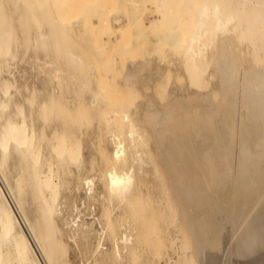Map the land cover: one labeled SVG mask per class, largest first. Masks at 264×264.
<instances>
[{
  "label": "bare ground",
  "instance_id": "bare-ground-1",
  "mask_svg": "<svg viewBox=\"0 0 264 264\" xmlns=\"http://www.w3.org/2000/svg\"><path fill=\"white\" fill-rule=\"evenodd\" d=\"M21 7L26 15L15 18ZM22 19L35 27L39 50H53L72 76L93 83V100L69 109L24 82L28 94L19 95L14 76L2 77ZM83 32L97 36L93 45L112 61L133 47L143 51L120 61L124 70L113 81V73L99 78L116 82L111 91L121 99L114 96L120 101L110 111L98 108L105 89L95 85V60L90 69L68 41L60 49L68 35ZM44 58L35 60L36 75L59 80L58 61ZM61 114L68 125L60 131L54 123L50 137L47 125ZM93 117L97 142L90 140L86 157L78 123ZM0 119V264H53L65 239L87 248L97 229L119 237L111 206L133 225L134 236L123 224L119 237L132 245L131 264H156L162 248L176 254L173 264H264V0H0ZM94 179L105 196L94 220L100 228L76 218L59 226L63 208H76L67 191L85 187L91 195ZM96 239L90 255L124 262L118 247L100 251Z\"/></svg>",
  "mask_w": 264,
  "mask_h": 264
},
{
  "label": "rangeland",
  "instance_id": "rangeland-1",
  "mask_svg": "<svg viewBox=\"0 0 264 264\" xmlns=\"http://www.w3.org/2000/svg\"><path fill=\"white\" fill-rule=\"evenodd\" d=\"M23 7H21V9H20V12H19V14L18 15H16L15 16V18H21V16H24V15H26L25 13H24V10L22 9ZM23 12V13H22ZM120 11H117L116 13H119ZM26 20H21V21H17V22H15L14 23V26H15V41H14V44H15V46H13V52H15V57H14V59L12 60V59H10L8 62H7V64L5 65L6 67L8 66H10V68H4L3 69V71L6 69V71H4V73L6 74H4L3 73V78L4 79H10L9 78V76H14V78H15V80H16V82L18 83H16V87H17V90H18V93L17 94H19V95H21V93L23 94V96L24 95H26L27 96V94H28V91H30V90H36L37 91V93H38V95L39 96H41L42 98H44V99H48L49 97V95L51 94V92H52V94L51 95H54L55 97H57V99H58V101L61 103V104H63L64 106L65 105H70L71 103V105L70 106H68L67 105V107L69 108V109H73V107H75V105H79V104H84V102L85 103H88L89 101H90V99L91 100H93L92 98H93V93L91 92L92 90H90L91 89V84H93V83H90V81H87V83H86V80L85 79H83V77L81 78V76L79 77V76H77L76 74L74 75V76H76V77H78L77 79H75L76 77H74V76H72L73 74H72V72H70L69 70H68V68H66V64H65V62H64V60L63 59H61V58H57V56L55 57V52L53 51V50H51V51H53V52H51V51H48V50H46V51H41V50H39V47H36L35 45H34V43H33V37L35 36V34H36V29H35V27H33L32 26V24L30 23V20H27L26 22H25ZM23 23H25V26H21V24H23ZM49 28L46 26V25H44L43 26V31H46V32H48V33H50V29L48 30ZM26 34H27V38H25L26 37ZM73 35H76V34H73ZM73 35H68L67 36V38H66V36H65V38H66V40L65 41H60V40H62V39H65L64 38V36L62 37V35H61V38L59 39V41L61 42V46H60V49H62L65 45H66V42L68 41L69 43H67V44H70V45H73V47H74V49L76 50V52L78 53V54H81V56H83V58L84 59H86L85 61H86V63H88V66L90 65V66H92V67H90V69H92L93 68V66L95 65V64H97V65H95L94 67H95V69L96 70H98V79L101 77V78H105V76H107L108 74L107 73H109V74H112V77H111V79L108 77V76H110V75H108L107 77L110 79V81L112 80H114V76H116L115 78H117V77H119V75L122 73V71L124 70V65H125V62H123V63H121L123 60L124 61H128V60H132V59H136V57L137 58H140V57H138V55L140 56V55H142L143 54V51L142 50H140V49H138V48H131V50H128V52H126V53H123L122 55H116V57H115V61H112V60H110L111 59V57L112 56H110L108 53L107 54H105V55H109V58H103V57H106L105 55H103L105 52H100L99 50H97L96 48H95V44L93 45V40H94V38H96L97 36H95L94 34H91V33H89V32H83V35L82 34H77L76 36H73ZM94 35V36H93ZM60 37V36H59ZM104 37V36H103ZM21 38H23V44L25 45V44H27L26 46H24V45H22V43H20V40H21ZM26 39V41H27V39H28V42H25L24 40ZM58 41V42H59ZM71 41V42H70ZM64 42H65V45H64ZM75 42V43H74ZM13 44V45H14ZM19 44H20V46L21 47H18L19 46ZM63 44V45H62ZM28 46V47H27ZM33 46H34V50H32V48H33ZM63 46V47H62ZM18 47V48H17ZM72 47V46H71ZM22 48V49H21ZM25 48H26V50H25ZM38 48V49H37ZM19 49V50H18ZM133 49H134V51H133ZM33 51V52H32ZM38 51V52H37ZM41 51V52H40ZM133 51V52H132ZM142 53H141V52ZM24 52H26V54H24ZM43 52V53H42ZM44 52H46L45 54H44ZM50 52V53H49ZM130 52H131V54H130ZM21 53H23L24 55H22ZM54 53V54H53ZM101 53V54H100ZM110 53V52H109ZM21 54V55H20ZM111 54V53H110ZM130 54V55H129ZM136 54V55H135ZM17 55V56H16ZM54 57L52 60L53 61H55V62H57V64L63 69V75H65V74H67V75H65L64 76V78H66V79H64L63 78V75H61L62 77H59V80H56L55 78H48V79H46V78H44L43 79V76H39V75H36V74H38L37 73V65H36V58L39 56V58H41V59H43V57H45L44 59H51L52 57ZM127 55L129 56V57H127ZM35 56V57H34ZM93 56V57H92ZM21 57H23V58H21ZM32 57V58H31ZM92 57V58H91ZM22 59L23 60V62L21 61V60H19V59ZM26 58H28V59H26ZM30 58V59H29ZM57 58V60H55ZM94 58V59H93ZM16 59V60H15ZM60 59L62 60V61H60ZM103 59V60H102ZM107 59V61H108V59H109V61L107 62L106 61V67H107V69H106V67L105 66H103L104 64H101V63H105V60ZM25 60H26V62H25ZM28 60V61H27ZM94 60H95V62H94ZM11 61V62H10ZM14 61H16L15 63H14ZM31 61V62H30ZM59 61H60V63H59ZM121 61V62H120ZM13 62V63H12ZM18 62H20V64L18 63ZM30 62V63H29ZM8 63H9V65H8ZM95 63V64H94ZM119 63H121L122 65H121V67H120V64ZM62 64H64V65H62ZM110 64H113V66H111L112 68H110L109 66H110ZM124 64V65H123ZM36 65V66H35ZM98 66V67H97ZM32 67V68H31ZM89 67H88V69H89ZM97 67V68H96ZM110 69H109V68ZM118 67V68H117ZM36 68V69H35ZM103 68L105 69V70H103ZM23 71H22V70ZM30 69V70H29ZM113 70V72H112V70ZM21 70V71H20ZM118 70V72H119V74H117L118 72H116ZM8 71V72H7ZM35 71V73H33ZM105 71H106V73H105ZM111 71V72H110ZM18 72H20V73H18ZM30 72V73H29ZM92 72V70L91 71H88V73H91ZM7 73H8V75L9 76H7ZM12 74V75H11ZM19 74H21V76L22 77H19L20 75ZM27 74V75H26ZM69 74V75H68ZM116 74V75H115ZM114 75V76H113ZM24 76V77H23ZM27 76V77H26ZM36 76H38V77H36ZM71 76V77H70ZM19 77V78H18ZM26 77V78H25ZM42 77V78H41ZM69 77H70V79H69ZM72 77H74V78H72ZM22 78V79H21ZM23 78H25V80L23 79ZM32 78V79H31ZM37 78H39V79H37ZM61 78H63V80L61 79ZM81 78V79H80ZM100 78V79H101ZM108 78H106V80L104 81L103 79L100 81V79H99V82L97 83V84H95L96 85V87H98L99 85H101V86H99L100 88H103V89H105L103 92H102V95H103V101L101 100V102H99L98 103V108H100V109H104V106H106V108H105V110H107V108L108 109H110L109 107L110 106H114L115 104H117V103H119V99L118 98H116L115 100H113V98H114V96L115 95H118L117 93H115V95L113 94L114 92H116V87H115V91L114 92H112L111 90H112V88H113V85L115 86L116 85V82L114 81V83L115 84H112L113 82H110V84L108 83V81L109 80H107ZM18 79H20V80H18ZM28 79V80H27ZM45 79L48 81V82H46L45 81ZM73 79V80H72ZM36 80V81H35ZM42 80H44L43 81V83H41V82H39V81H42ZM54 80V81H53ZM72 80V81H71ZM79 82H78V81ZM81 80H85L84 82H85V84H81V82L82 83H84L83 81H81ZM115 80H117V79H115ZM54 82V84H53V82ZM60 83H59V82ZM62 81H63V83H62ZM70 81V83H68ZM74 81H75V85H74ZM77 81V82H76ZM107 81V82H106ZM20 82V83H19ZM24 82V87L25 86H27L26 87V90H28L27 92H26V90H25V88H22L23 87V83ZM50 82V83H49ZM57 82H58V84H57ZM100 82H102L101 84H100ZM105 82H106V84H105ZM65 83V84H64ZM72 83V84H71ZM22 84V85H21ZM29 84H30V86L32 87V89H30L31 87L29 86ZM32 84V85H31ZM43 84H45V86L43 85ZM60 84V85H59ZM62 84V85H61ZM80 84V85H79ZM109 84V85H108ZM19 85H21V86H19ZM48 85H50V87L48 86ZM53 85V86H52ZM58 85V86H57ZM69 85H71V86H69ZM84 85V86H83ZM106 85V86H105ZM29 86V87H28ZM47 86V87H46ZM60 86V87H59ZM94 86V85H93ZM21 87V88H20ZM49 87V88H48ZM20 88V89H19ZM28 88V89H27ZM46 90H48V91H50V93L48 92V91H46ZM48 88V89H47ZM57 88V89H56ZM62 88V89H61ZM45 90V91H43V92H41L42 90ZM60 89V90H59ZM114 89V88H113ZM25 90V94H24V91ZM41 90V91H40ZM58 92H56V91ZM60 91V94H59V91ZM106 90H108L107 92H109V93H106ZM55 91V92H54ZM21 92V93H20ZM40 92V93H39ZM118 92V91H117ZM106 93V94H105ZM13 94H15V93H13ZM17 94H15V95H17ZM109 94H111V95H109ZM45 95H47V96H45ZM60 95V96H59ZM92 95V96H91ZM109 95V96H108ZM120 95V94H119ZM119 95H118V97H119ZM64 97V98H63ZM109 97V98H108ZM117 97V96H116ZM61 98V99H60ZM68 99V102H70V103H68V102H66V101H64V99L65 100H67ZM71 98H74L75 99V101H79L78 103L77 102H75L74 100H72ZM120 98V97H119ZM60 99V100H59ZM109 99V100H108ZM112 99V100H111ZM121 99V98H120ZM62 100V101H61ZM119 100V101H118ZM118 101V102H117ZM75 102V103H74ZM110 102H112V103H110ZM113 102H115V104L113 103ZM65 103V104H64ZM77 103V104H76ZM102 103V104H101ZM74 104V105H73ZM71 107V108H70ZM104 110V111H105ZM107 111H110V110H107ZM61 117H58V120H56V121H52V123H49L47 126V128H49L48 129V131L50 132H47V129H46V133L49 135V134H52L51 133V131H52V127L54 126V123H56V124H58V126H60L59 127V130L60 131H64L65 130V128H66V126L68 125V119H65V118H63L62 119V114L60 115ZM67 118V117H66ZM60 119H61V121H60ZM85 121H84V120ZM63 120V121H62ZM60 121V122H59ZM81 121L82 122H84V123H81ZM0 122H2V120L0 119ZM64 122V123H63ZM80 123H78L79 124V131H78V134H80V133H82V134H80V138H82L85 134V136L83 137L84 139H81V140H83V141H81V144H84V145H82V148H83V154H84V156H86L87 157V155H88V153H90V150H91V148H92V146L91 145H93V143H95V142H97L96 141V139H97V136L95 137V134H94V131H95V126H96V123H97V120H96V118L95 117H93L91 120L89 119V122H88V120L87 119H85V118H82L80 121H79ZM88 123V124H86V125H82V124H85V123ZM60 123V124H59ZM90 123V124H89ZM92 123H94V126L92 125L91 126V124ZM55 124V125H56ZM53 125V126H52ZM49 126H51V128L49 127ZM57 126V125H56ZM82 126H85V127H83L84 129H81L82 128ZM89 126H91V127H93V128H91L90 129V127ZM95 127V128H94ZM51 129V130H50ZM89 130V131H82V130ZM94 129V130H93ZM84 132H86V133H84ZM93 132V133H92ZM84 133V134H83ZM87 133H88V135H87ZM46 134V135H47ZM77 134V135H78ZM89 134L91 135L90 136V138L89 137H87L86 138V136H89ZM50 136V135H49ZM49 136H47L48 138H50ZM93 137V138H92ZM95 138V139H94ZM90 140H92V141H95V142H92V141H90ZM90 142H92V144L90 145ZM85 143H86V145H85ZM46 145L47 144V142H43V145ZM45 145H44V147H43V149L45 150V148H47V147H45ZM42 149V150H43ZM109 149H111V147L109 148ZM46 152H47V149L45 150ZM45 151H43V153L45 154L46 152ZM152 174H151V172L149 173V175H148V179L149 180H153L154 178H153V176H151ZM88 177V175H84L83 174V177ZM75 180H76V182H75ZM77 180H78V182L80 183V180L79 179H75L74 178V185H80L78 182H77ZM99 182H98V180L96 179H94L93 180V184H92V191L93 192H91V195H88L87 193V195L85 194V192H87L86 191V188L84 187V190L82 189V190H79V191H76V190H74L73 189V187L71 188V193H70V191H67V194H69L71 197L72 196H75V202H74V206H76V208L74 209V207H72V204L71 203H68L67 205H66V207H64L63 208V214H62V218H64V219H62L61 221H59L58 223H59V226H62L63 225V222L66 220V221H72L74 218H76V220L75 221H78V223H81V222H89V224L90 223H93L94 222V224H93V226H94V229H95V231H96V229H97V227L98 228H100L99 227V225H97L98 224V222L97 221H94L95 219H97L98 217L100 218L101 217V215H102V213H103V206H102V202H101V200H103L104 199V195H103V189H102V186L100 185V183L98 184ZM101 190H102V192H101ZM74 192V193H73ZM83 192V193H82ZM95 192V193H94ZM97 192V193H96ZM99 193H101V194H99ZM98 195H100V196H98ZM92 196V197H91ZM93 196H95L96 197V199H95V197H93ZM70 197V198H71ZM77 197V198H76ZM88 197V198H87ZM102 198V199H101ZM94 199H95V201H94ZM99 199H101L100 201H98ZM70 204V205H69ZM105 204H107V202H105ZM69 206V207H68ZM108 206V205H107ZM71 207H72V209H71ZM122 208H118V207H116V206H111V210H112V216H113V218H114V220H116L115 222H116V226H117V228H119V229H117L116 227V229H115V236H119V237H121L122 236V234L126 231L125 230V227H123V224H124V222L123 221H125L124 219L126 218V216H127V214L124 212V213H122V211H123V209L121 210ZM121 210V212H119V211ZM93 211V212H92ZM66 212V213H65ZM117 213H119V214H117ZM29 214H30V216L32 217V215H31V213H30V211H29ZM70 214V215H69ZM95 214V215H94ZM120 214H121V216H120ZM122 214H124V215H122ZM92 215V216H91ZM71 216V217H70ZM124 218H123V217ZM70 217V218H69ZM73 217V218H72ZM123 218V220L122 221H120L121 219L120 218ZM79 218V219H78ZM93 218V219H92ZM118 218V219H117ZM90 220V221H89ZM92 221V222H91ZM118 221V222H117ZM120 221V222H119ZM129 223V221H127V223H125L124 225H126L127 226V228L126 229H128L127 230V232H129V233H131L133 236H134V233H132V232H134L132 229H133V225H129L128 224ZM120 225V226H119ZM129 225V226H128ZM96 227V228H95ZM102 227V226H101ZM129 227V228H128ZM124 230H123V229ZM131 228V229H130ZM103 229V228H102ZM97 231H98V233L100 234V241H101V245H102V249H100V251L101 250H103V251H108V250H111V249H114L115 250V248L116 247H118V250L120 251V254H121V257H122V260L124 261V262H122V264H131V262L129 263V253H130V251L129 252H127V250H130L131 249V247H132V245L130 246L129 244L127 245L128 247L126 248L125 246L126 245H121L122 243H121V241H119V237H114L113 235H111L110 233V235L114 238H112L111 236H109V234H107L108 232H105V230H103V232H102V230L101 229H97ZM100 231V232H99ZM101 232H102V237H101ZM173 232V231H172ZM96 233V238L99 236V234L97 233V232H95ZM105 233V234H104ZM117 233H118V235H117ZM173 234V233H172ZM174 235V234H173ZM172 235V236H173ZM93 236V235H92ZM108 236V237H107ZM172 236H170V238L172 237ZM95 237L89 242V247H85V248H83L84 246H80V244L78 245V244H75V243H73V242H71V241H66V239H65V242H66V244H63V246L61 247V251L59 252V254L57 253L56 254V256H55V258H54V261H53V264H104V263H102L101 262V260H100V254L102 255V252L101 253H99V252H97L96 254H95V257H94V255L92 256V254L90 255V253L92 252V247H94L95 246V244L97 243V239H96ZM110 238H112V239H110ZM169 238V239H170ZM110 240H111V242H110ZM133 240H134V237H133ZM118 241H119V244H118ZM106 242V243H105ZM111 243H112V245H111ZM176 243H178V244H176ZM179 240H176L175 241V243H174V247L173 248H175V249H177L178 248V246H179ZM69 244V245H68ZM116 244V245H115ZM78 245V246H77ZM65 246V247H64ZM112 248H111V247ZM115 246V247H114ZM81 247H82V249H81ZM120 247V248H119ZM130 247V248H129ZM59 248V247H58ZM69 248V249H68ZM78 248H79V250H78ZM108 248H111V249H108ZM85 249V250H84ZM88 249V250H87ZM105 249V250H104ZM122 249V250H121ZM125 249V250H124ZM127 249V250H126ZM168 249H170V248H162V252H164L166 255L164 256V257H162L161 258V260L160 259H158L159 260V262L157 261V263L156 264H173L174 262L176 263V258L175 257H177L176 256V254L174 255V253L172 252V254L174 255V257H173V255H171V253H170V250L168 251ZM91 252H90V251ZM166 252H165V251ZM84 251V252H83ZM88 251H89V255H88ZM122 251V252H121ZM66 252V253H65ZM87 252V253H86ZM124 252V253H123ZM127 252V253H126ZM99 253V255H97ZM147 255H148V253H146ZM145 253L142 255L141 254V259H140V261H141V263H142V260H143V258L145 259V257L147 256ZM67 255V256H66ZM65 256V257H64ZM90 256V257H89ZM99 256V257H98ZM127 256V257H126ZM145 256V257H144ZM172 258V260H170ZM93 259V260H92ZM125 259H127L126 261H125ZM175 260V261H174ZM94 261V262H93ZM168 261H170V263H165V262H168ZM172 261H173V263H172ZM93 262V263H92ZM128 262V263H127ZM110 264H112V263H110ZM115 264V263H114ZM116 264H117V262H116Z\"/></svg>",
  "mask_w": 264,
  "mask_h": 264
}]
</instances>
